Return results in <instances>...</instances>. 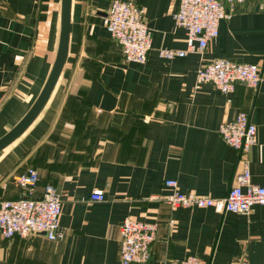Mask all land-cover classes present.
I'll return each mask as SVG.
<instances>
[{
    "label": "crops",
    "instance_id": "obj_1",
    "mask_svg": "<svg viewBox=\"0 0 264 264\" xmlns=\"http://www.w3.org/2000/svg\"><path fill=\"white\" fill-rule=\"evenodd\" d=\"M114 0H71L68 56L57 83L27 130L0 154V202L17 200L16 177L37 172L61 198L63 238L0 236V264H120L125 218L157 224L147 264L187 256L208 264H264V206L248 214L172 208L163 182L183 193L226 197L243 157L218 133L246 113L255 144L246 155L250 181L264 187V8L246 0L221 20L204 53L183 51L175 24L178 0H132L152 34L143 64L125 62L103 26ZM129 1V0H119ZM61 0H0V138L28 112L51 71L60 32ZM216 59L255 65L256 90L237 84L230 95L195 89L200 66ZM102 191L101 202L92 201ZM171 222V223H170Z\"/></svg>",
    "mask_w": 264,
    "mask_h": 264
},
{
    "label": "built area",
    "instance_id": "obj_2",
    "mask_svg": "<svg viewBox=\"0 0 264 264\" xmlns=\"http://www.w3.org/2000/svg\"><path fill=\"white\" fill-rule=\"evenodd\" d=\"M245 1L178 0L174 20L186 32V48L183 51L159 50L158 56L170 60L182 58L188 53H204L209 42L218 35L219 22L229 19L235 7ZM259 2V8L263 9L264 0ZM102 23L109 36L119 45L125 62L145 63L152 48V34L146 25L142 8L132 0H114ZM261 80L260 70L255 65L216 59L198 68L195 89L210 85L221 94L230 95L237 84L256 90ZM218 133L225 144L244 158L226 197L213 199L193 192L183 193L178 189L176 180L168 179L163 185L170 190L165 197V202L170 207L211 209L219 214H248L254 206H264V187L251 183L246 160L247 152L255 144V125L246 113L239 112L232 121L222 123ZM15 181L22 194L17 200L0 202V236L5 239H25L43 234L49 241L61 240L64 232L59 222L61 198L57 190L52 185L45 184L40 196L35 198L38 175L31 168L17 176ZM90 199L101 202L104 199L103 192H92ZM157 228L155 223L125 218L119 227L120 264H147ZM172 264L208 263L197 257L187 256Z\"/></svg>",
    "mask_w": 264,
    "mask_h": 264
},
{
    "label": "water",
    "instance_id": "obj_3",
    "mask_svg": "<svg viewBox=\"0 0 264 264\" xmlns=\"http://www.w3.org/2000/svg\"><path fill=\"white\" fill-rule=\"evenodd\" d=\"M71 33V0H61L60 4V32L57 53L46 83L39 96L25 114V116L4 136L0 138V154L19 138L37 118L46 105L57 83L68 56L69 35Z\"/></svg>",
    "mask_w": 264,
    "mask_h": 264
}]
</instances>
